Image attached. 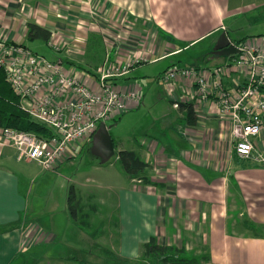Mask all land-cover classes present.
<instances>
[{"label":"crops","instance_id":"1","mask_svg":"<svg viewBox=\"0 0 264 264\" xmlns=\"http://www.w3.org/2000/svg\"><path fill=\"white\" fill-rule=\"evenodd\" d=\"M61 1L65 0H0V40L23 43L28 22L21 21V27L16 30L22 16L37 24L44 18V24L40 25L50 28L45 22L52 15L43 7H59ZM257 1L72 0L78 9L85 4L97 7L99 10L92 12L95 15L104 10V20L114 30L110 31V24L106 28L104 24L102 28L92 25L87 33L80 31L87 37H75L79 44L71 45L72 49L68 45L62 53L71 71H81L84 64L91 69L101 68L109 54L111 61L120 64L140 61L129 75L115 81L123 91L140 89L151 80L143 79L141 74L134 76L144 63L168 60L205 42L213 49L222 33H227L232 42L237 41L229 36L226 21L261 9ZM52 11L61 21L70 20L69 16ZM257 20L258 17L253 18ZM74 23L79 29L83 21L77 16ZM112 24H120L121 29ZM21 33L25 37L19 38ZM89 35L102 40L104 49L99 50L98 58L90 52L96 49H87ZM250 39L264 46L260 36L246 38V41ZM76 53L82 55L75 57ZM166 68L161 70V75L168 71ZM91 77L98 79L89 73L82 80L95 88L96 82ZM170 89L172 102H194L199 121L195 127L186 126L184 121L180 125L171 124L165 127L166 142L151 139L148 143L145 139L133 150L154 165L153 180L160 186L151 188L142 184L136 191L134 188L115 191L121 209L118 253L126 259H136L140 245L156 237L162 244L185 245L190 251L207 246L212 256L207 264H264V165L234 154L231 122L221 118L214 107L205 103L198 106L199 99L187 81H176ZM166 93L159 88L157 100L165 99ZM129 107L130 104L129 112L135 110ZM176 113L177 117H184L182 111H174ZM255 146L258 153L264 154V129ZM79 147L70 149L66 160L73 159L76 155L73 151ZM21 159L0 130V264H11L20 251L30 252L38 244L48 247L47 251L50 246L57 248L53 251V261L75 263L80 251L72 252L74 258L65 254L68 238L53 234L33 221V211L28 204L31 192L23 191L21 178L16 174ZM67 162L69 160L62 161L56 169ZM129 198L133 201L129 202ZM70 219L73 220L71 216Z\"/></svg>","mask_w":264,"mask_h":264},{"label":"rangeland","instance_id":"2","mask_svg":"<svg viewBox=\"0 0 264 264\" xmlns=\"http://www.w3.org/2000/svg\"><path fill=\"white\" fill-rule=\"evenodd\" d=\"M61 2L59 7H43V10L46 9L52 15H49L50 17L45 22L50 25L48 29L53 34H57L49 43L43 40L28 41L27 35L26 37L24 36L25 32H23L24 35L21 33L19 38L25 37L22 41L23 43L20 44H26L34 54L45 57L52 62L62 60L64 67L68 69L66 66L68 60L66 59V55L62 53V50L67 49L68 45L69 49H72L71 45L74 46L76 44L77 46L79 42L75 41V37L82 35L87 37L85 34L88 32L90 26L97 24L100 28L104 24L106 28L108 22L104 20V10L97 15L92 13L93 11L99 10L92 4H85L82 8L78 9L74 6L76 3H73L72 0ZM257 2L262 5L260 7L261 9L251 11L246 15L241 14L226 21L227 32L232 39L237 41L244 39L243 42L249 37L257 38L260 36L261 39H264V0ZM33 9H37V7L33 6ZM52 10H57L62 16H69L70 20L61 21L62 18L58 19ZM16 12H19L18 14L21 13L20 11ZM43 14L45 15L46 13L43 12ZM77 16L83 21L79 29L75 27L74 23L77 20ZM22 17H19L20 22H17L16 30L21 27L19 26L21 21L22 23H30L26 21V18L23 19ZM257 17L258 20L253 21V18ZM94 19H98V21L93 22ZM39 22L40 24H44V18ZM4 24L7 27V23ZM112 25L117 29H121L120 24ZM23 30L24 27L21 31ZM84 30L86 33L80 32ZM113 30L114 28L110 24V31L113 32ZM97 38L91 35L88 36L89 45L87 49H96L90 50V52L92 51L93 55L98 58L100 47L95 44L98 40ZM213 50L212 45L205 42L191 49L184 50L182 54L168 60L156 63H144L145 66L139 69L136 75H134L138 76V74H141L143 79H151L142 84L144 91L140 88L144 93L142 104L138 105L137 102L131 101L129 110L131 107H135V110L130 112L126 111L121 117L116 115V119L120 118L117 119V122L113 119L106 123L110 127V134L116 144L117 154L121 150H136L139 144L145 141V139L148 143L151 139L166 142L164 137L167 136V130H165V127L168 128L169 125L176 123L180 125L183 123L181 122L183 118L177 117V113L174 114V111H180L177 106H174L178 102H172L171 100L170 87L174 85V82L161 79L163 75H161L163 72L161 70L166 67L169 68L168 70H172L185 66L210 69L219 66L217 65L218 63L224 64V62L230 60L229 57L216 58L213 55ZM80 55L82 54L76 53L75 57ZM68 56L72 57L69 54ZM78 62H81V60H78ZM140 63V61H135L134 65L137 66ZM85 68L88 67L84 64V68L81 71H77L78 77L81 79L84 75L89 74ZM91 78L95 82H98L95 77ZM159 88L167 92V96L161 101L157 100V91ZM130 90L132 92L138 89L131 88L128 91ZM186 96H189V94ZM202 105V102L199 101L198 106ZM91 145L89 142L80 145L79 150L73 151L76 154L73 159L66 160L67 156H65L63 161L66 162L69 160V162L65 163L60 169H47L39 162L28 161L22 158L16 170V174L21 178L23 191L27 194L31 192L28 198V204L33 211V221L44 228H48L47 230L52 231L53 234H60L62 238H68L66 242V244L68 243L66 245L68 251L65 254H69L74 258L75 255L72 252L80 251L76 255L78 256V260L75 259V263L53 261V253H55L53 251L57 250V248L55 246L51 248L50 246L47 251L46 249L48 247H43L41 244H38L34 245L30 252L29 250H23L24 252L20 251L11 264H108L110 260L103 252L104 250H109L120 259L126 260V258L118 253L120 252L118 243L120 240L119 223L121 221V209L119 195L116 193H118L117 189L131 190V188H134V191H136L142 183L138 180H131L123 173L117 154L105 166H100L99 160L91 155ZM151 147L149 146L150 149ZM149 175L153 178L155 172L152 171ZM158 178L160 177L158 176ZM73 186L77 196L73 201V205L77 204V199H81L88 211L93 212L92 208L94 206L98 207V213L91 214V221L93 223L91 225H93V228L82 229L74 220L70 219L69 206L71 203H69V197L71 187ZM110 187L113 190L108 191ZM150 187L152 188L153 186ZM131 201L133 200L129 198V202ZM133 203L135 206V202ZM50 227H53V229ZM137 259L131 261L137 264Z\"/></svg>","mask_w":264,"mask_h":264},{"label":"built area","instance_id":"3","mask_svg":"<svg viewBox=\"0 0 264 264\" xmlns=\"http://www.w3.org/2000/svg\"><path fill=\"white\" fill-rule=\"evenodd\" d=\"M8 43L0 41V65L8 83L31 117L53 131L50 138L15 129L2 131L25 160L56 169L70 149L93 141L101 123L126 113L131 101L142 104L141 89L123 91L115 84L130 74L135 62L120 64L111 61L109 54L92 88L76 70L66 69L62 60L52 62L27 47ZM233 44L239 53L228 64L210 69L180 67L166 71L161 79L187 81L200 102L231 122L234 154L264 165V154L255 146L264 129V46L253 39Z\"/></svg>","mask_w":264,"mask_h":264},{"label":"trees","instance_id":"4","mask_svg":"<svg viewBox=\"0 0 264 264\" xmlns=\"http://www.w3.org/2000/svg\"><path fill=\"white\" fill-rule=\"evenodd\" d=\"M52 36L53 32L46 27L35 22L27 24L28 41L43 40L49 43L52 40ZM243 41L244 39L236 41V44H241ZM8 44L27 47L26 44L24 45L16 42H9ZM95 44L100 47V49H104L101 38H99ZM98 69L100 68H85V70L93 74V76L98 75L96 72ZM176 104L180 111L184 113L182 120L185 122V125L189 127L197 126L199 118L194 102H178ZM117 119H115L116 122L118 121ZM5 129L32 132L41 138H50L53 136L52 130L35 121L24 108L22 98L10 86L7 81L6 73L0 65V130L3 131ZM89 144L92 143L90 142ZM117 155L121 170L131 180H138L146 186H160V183L155 182L152 176L149 175L150 172L154 171V165L144 160L138 152L133 150H121ZM76 197L73 186L71 187L69 197V203H71L69 206L70 216L80 228H93V225H91V214L98 213V207L94 206L92 208L93 212L90 210L88 211L81 199H77V204L73 205V201ZM103 252L109 257L110 263L108 264H136L130 259H120L109 250H104ZM137 260V264H207L211 262L212 256L207 246H202L197 250L190 251L185 245L179 247L174 244H162L156 237H151L149 241L140 245V252Z\"/></svg>","mask_w":264,"mask_h":264},{"label":"water","instance_id":"5","mask_svg":"<svg viewBox=\"0 0 264 264\" xmlns=\"http://www.w3.org/2000/svg\"><path fill=\"white\" fill-rule=\"evenodd\" d=\"M239 53V50L233 44L227 33H222L213 50L214 56L232 57ZM91 155L98 159L100 165H105L116 156V147L114 140L110 134V127L106 123H101L99 129L95 133L90 149Z\"/></svg>","mask_w":264,"mask_h":264}]
</instances>
